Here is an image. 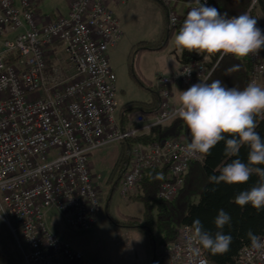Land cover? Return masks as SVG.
I'll use <instances>...</instances> for the list:
<instances>
[{
  "label": "built area",
  "instance_id": "1",
  "mask_svg": "<svg viewBox=\"0 0 264 264\" xmlns=\"http://www.w3.org/2000/svg\"><path fill=\"white\" fill-rule=\"evenodd\" d=\"M119 1L74 0L67 15L40 25L33 0H0V219L22 251L19 264H96L51 229L48 213H60L73 231L92 229L101 197L90 169L91 154L168 125L178 118L174 89H186L197 78L208 81L214 70L193 59L159 76L161 104L155 116L138 114L124 128L117 76L109 59V50L122 37L111 8ZM158 1L167 11L169 26H180L186 16L177 8L179 1ZM251 2L253 9L258 0ZM189 5L188 12L195 6ZM58 46L56 54L66 57L74 73L64 71V60L52 63ZM216 55L219 60L224 57ZM244 60L250 82L261 85L264 49ZM187 144L180 136L164 145H136L119 182L121 195L137 194L147 171L167 167L169 178L158 198L173 201L190 165L205 158L186 157L181 149ZM190 229L182 226L176 241L160 248V264H209L203 249L189 253ZM258 242L260 247L243 248L236 264H264V235Z\"/></svg>",
  "mask_w": 264,
  "mask_h": 264
},
{
  "label": "trees",
  "instance_id": "2",
  "mask_svg": "<svg viewBox=\"0 0 264 264\" xmlns=\"http://www.w3.org/2000/svg\"><path fill=\"white\" fill-rule=\"evenodd\" d=\"M154 1L165 15L166 25L161 38L154 42L142 41L134 46L133 62L139 61L145 53H161L168 49L170 42L177 34L180 26L171 28L168 24L167 11L158 0ZM179 2L193 3V0H178ZM203 0H201L202 2ZM221 14L227 13L229 17L248 12L251 9V0H209ZM258 11L264 17V0H258L253 8V16ZM186 18V17H185ZM184 18V19H185ZM259 26V23H258ZM261 27V25H260ZM193 59L200 60L208 70H213L207 82L219 79L227 87L239 89L245 88L250 82V67L246 60H238L233 56H224L219 60V55L208 56L207 54L189 53L187 50L181 52L179 60L186 64ZM234 64H240V70L226 75L227 68ZM133 77L138 84L151 93L150 102L132 101L121 109V123L125 128L132 118L138 114H144L150 118L154 117L160 108L161 99L158 88L151 81L141 80L135 71ZM258 127L256 131L264 138V116L256 118ZM185 136L190 142V131L179 118H175L166 126H158L146 134L136 138L126 139L120 144V154L108 180L109 193L107 195L106 211L113 226L128 230L140 231L147 237V244L152 253V264H160L158 260L157 236L160 237L158 246L176 241L178 230L184 226H190L193 220L199 218L204 227L213 233L217 231L213 224L215 216L220 209H224L231 216V224L223 229L225 234H231L232 243L229 251L224 254L212 255L203 250L209 264H236L240 251L245 247H252V239L247 235L249 230L258 239L264 235V210L257 211L251 205L241 208L236 205L234 197L242 190L249 189L258 181L253 175L249 182L244 185L229 186L226 184L213 185L209 183V176L215 169L225 166L231 158L223 155L224 143L221 142L212 150L211 155L206 156L203 162H194L190 165L189 172L185 178V184L180 194L173 201H164L158 198L160 186L169 178L167 167L149 170L146 172L138 194L132 195L131 202H139L144 206L142 218L124 216L123 221H116L109 211L111 197L119 186V182L128 169L132 152L136 145L149 146L154 143L164 145L168 140ZM248 149L242 148L239 158L246 159ZM260 167H264L261 165ZM218 174V173H217ZM215 188V191L213 189ZM0 264H16L7 258L0 250Z\"/></svg>",
  "mask_w": 264,
  "mask_h": 264
},
{
  "label": "clouds",
  "instance_id": "3",
  "mask_svg": "<svg viewBox=\"0 0 264 264\" xmlns=\"http://www.w3.org/2000/svg\"><path fill=\"white\" fill-rule=\"evenodd\" d=\"M195 6L187 13L173 41L176 51L214 56L231 55L244 60L264 49V29L247 12L229 17L204 0H193ZM240 70V64L227 68L226 75ZM174 115L190 131V142L181 149L188 158L206 157L221 142L223 155L231 158L225 166L215 169L209 176L210 184L238 186L247 184L255 175L259 179L249 189L234 197L241 208L251 205L258 212L264 210V138L256 131V118L264 116V86L255 81L243 88L227 87L221 80L192 83L180 90ZM247 148L246 159L239 158ZM218 173V174H217ZM215 191V188L213 189ZM231 216L220 209L213 220L217 231L204 227L199 218L193 220L187 237L189 253L202 249L212 255L224 254L230 249L231 234L223 229L231 224ZM253 247H260L251 230L248 234Z\"/></svg>",
  "mask_w": 264,
  "mask_h": 264
},
{
  "label": "rangeland",
  "instance_id": "4",
  "mask_svg": "<svg viewBox=\"0 0 264 264\" xmlns=\"http://www.w3.org/2000/svg\"><path fill=\"white\" fill-rule=\"evenodd\" d=\"M66 2L67 0H40V3L51 13L56 9L64 10ZM149 2L153 5L156 4L152 0H149ZM139 3L142 6L136 3H129L124 6H128L129 8L127 14L122 17V23L120 22L123 29L121 30L124 34L121 37L123 40L120 39L118 53L116 52V54L111 55L109 58L117 76L120 111L129 102H143L152 96L146 88H142L138 84V81L134 79L133 71L136 72L141 80L151 81L156 86L159 76L169 75L166 68H169L168 64H170V61L177 59L180 53L176 51L172 39L166 51L161 53H145V55L148 54L146 59H143L142 62L138 60L133 62L134 46L143 40L154 42L160 38L162 33L160 17L163 16V13L161 12L162 14L158 13L156 15L154 6H151L150 11L149 9H145L142 1L139 0ZM256 17L261 28L264 29V17L259 11ZM54 50V54L51 56L52 63L58 65L60 60H64L65 63L62 64L64 71L74 73L72 66L66 62V57L62 54H56L61 50L60 46L55 47ZM174 91L176 92V89ZM174 91L173 93H175ZM115 145L117 143L97 149L98 157L102 158L104 155L111 153ZM98 157H96V162L100 160ZM107 182V179L103 177L96 178V184L101 197V211L92 229L73 231L66 225L64 217L55 210L48 213V222L51 229L66 242H69L74 249L96 264H152L153 256L148 247L146 236L140 231H128L111 224L106 211L107 195L110 188ZM127 204L126 198L121 195L119 188H117L111 197L109 205V211L116 221H123L124 216L130 213L131 216L137 214L136 212H132L133 209H127ZM159 240L160 237L157 236L156 244L158 252L161 248V246H158ZM0 250L14 262H19L23 257L22 251L19 249L10 228L1 219Z\"/></svg>",
  "mask_w": 264,
  "mask_h": 264
},
{
  "label": "crops",
  "instance_id": "5",
  "mask_svg": "<svg viewBox=\"0 0 264 264\" xmlns=\"http://www.w3.org/2000/svg\"><path fill=\"white\" fill-rule=\"evenodd\" d=\"M73 1L74 0H67V2L65 4L64 10L56 9L55 11H53L51 13V12H48V10L43 6L42 3H40V0H33L34 10H35V13H36L37 20H38L39 24L40 25H44L47 22H50V21L55 20L57 17H59L61 15H64V16L67 15L68 12H69V10H70V6L73 3ZM140 1H142L143 2L142 4L145 5V9H149L150 11H151V6H154V9L156 10V15L158 13H161V12L163 13V10H161L157 6V4H154L153 5L152 3L149 2V0H147V1L140 0ZM129 3H131V4L132 3H136L139 6H142L139 3V0H120L119 2L113 3L111 5L112 10L114 11L115 15L117 16V18L119 19V21L121 23H122V17H124L127 14V11H128V8H129L128 6L127 7H124V6L128 5ZM189 7H190L189 3L179 2L177 4V8H178V10H179V12H180V14L182 16H186L187 15ZM255 19L257 20V17H255ZM160 22H161V30H162L161 36H162L163 35V32L165 30V25H166V19H165L164 13H163V16L160 17ZM121 23H120V26H121ZM258 23H259V21H258ZM259 27H260V24H259ZM122 36H124L123 31H122ZM161 36H160V38H161ZM121 40H123V39L121 38ZM120 41L118 42V44L115 47H113V48H111L109 50V58L111 57V55L113 56L114 54H116V52L118 53V47L120 46L119 45L120 44ZM180 54H181V52L177 56V59H174V60L170 61V64H168L169 65V68H166V69H168L169 74L177 71L181 67L182 64L180 63V60H179ZM147 55H145V54L142 55L139 61L142 62L143 59H146V56ZM263 81H264V79H263ZM263 81H262V84H261L262 86H263ZM179 91L180 90H178V89H176V92L174 91L175 92L174 93L175 105L177 103V98H178V95H179ZM150 100H151V97L147 98V100H145L143 102H150ZM120 114H121V111H120ZM120 120H121V118H120ZM97 152H98V150L94 151L91 154V156H90V169H91V173H92V175H93V177H94L95 180H96V178L98 179V177L99 178H102L103 177L104 179H107V181H108L109 180V177H110V174H111V172L113 170V167H114L115 163L117 162L118 157H119V154H120V144L117 143V145H115L113 147V150L111 151V153H108V154L104 155L102 158H99L98 157ZM96 157H98L100 159L97 162H96ZM98 162H100V163H98ZM107 184H108V182H107ZM130 197L131 196H129L128 198L125 197L126 200H127V202H128L126 208L127 209H133L132 212H136L137 214H134V216L133 215L131 216L130 215L131 213H130L129 215H125V216L142 218V216L144 214V206H143V204L142 203H139V202H131L129 200ZM7 258H9V257H7ZM22 261H23V257H22V259L19 262H14V261L13 262L16 263V264H19Z\"/></svg>",
  "mask_w": 264,
  "mask_h": 264
},
{
  "label": "bare ground",
  "instance_id": "6",
  "mask_svg": "<svg viewBox=\"0 0 264 264\" xmlns=\"http://www.w3.org/2000/svg\"><path fill=\"white\" fill-rule=\"evenodd\" d=\"M252 10H253V9H250L248 12H250L251 16H252L253 18H255L256 16H253V14H252ZM248 12H247V13H248ZM156 87H157V85H156ZM157 88H158V87H157ZM176 89H178V88H176ZM178 90H181V89H178ZM158 91H159V95H160V89H159V88H158ZM152 170H155V169H152ZM187 174H188V173H187ZM56 234H57V233H56ZM57 235H58V234H57ZM58 236H59V235H58ZM59 237L61 238V236H59ZM61 239H63V238H61ZM63 240H64V239H63ZM162 246H163V245H162ZM162 246H161V247H162Z\"/></svg>",
  "mask_w": 264,
  "mask_h": 264
}]
</instances>
